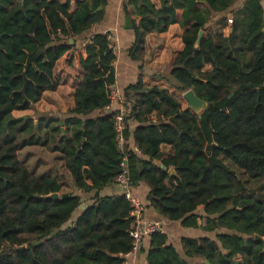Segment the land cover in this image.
<instances>
[{
	"label": "trees",
	"instance_id": "16d2710c",
	"mask_svg": "<svg viewBox=\"0 0 264 264\" xmlns=\"http://www.w3.org/2000/svg\"><path fill=\"white\" fill-rule=\"evenodd\" d=\"M160 1L157 9L150 0H124L134 36L129 57L142 63L150 34L176 24L185 28L184 50L169 74L158 77L180 93L193 90L209 107L199 115L190 106L182 109L167 89L146 88L142 71L125 90L121 149L115 113H105L117 83L109 34L87 41L74 80L57 74L61 60L75 58L69 39L100 24L109 0L78 2L74 12L69 0H0V264H124L132 250L130 204L124 195L102 192L116 184L125 158L131 184H147L149 207L160 217L186 228H198L203 218L210 233L225 231L216 240L184 239L187 257L208 264H237L238 257L242 264H264V204L242 196L244 183L223 162L229 160L250 179L264 178L261 0H246L238 11L233 8L239 0ZM228 13L233 24L225 36ZM61 86L75 93L58 148L76 189L69 194H61L57 179H40L20 161L18 152L27 143H15L14 125L21 120L13 118ZM162 146H170L173 157L165 158ZM171 168L176 176L169 175ZM52 194L60 199H44ZM83 196L91 204L74 221ZM199 208L203 215L196 214ZM150 240L148 264H187L167 245L165 234Z\"/></svg>",
	"mask_w": 264,
	"mask_h": 264
},
{
	"label": "crops",
	"instance_id": "0c3cea01",
	"mask_svg": "<svg viewBox=\"0 0 264 264\" xmlns=\"http://www.w3.org/2000/svg\"><path fill=\"white\" fill-rule=\"evenodd\" d=\"M68 0H60L62 4H65ZM71 2L72 12L77 9L78 2H84L86 0H69ZM92 3L93 0H87ZM157 9L161 8L160 0H150ZM246 0H239L238 3L234 6L233 11H238L244 5ZM123 3L124 0H109L108 5L105 7V15L103 21L93 26L92 28L84 31L82 34L75 36L74 38L69 39V44L75 46L76 53L75 58L61 60L57 67V72H59L60 65L64 68L68 75L71 74L72 68L77 71V75L80 72V61L79 55L82 53V49L86 45L87 41L99 33L105 34L109 33L111 36V43L114 49L117 60L115 62V68L117 73V83L116 87L119 89L120 93L123 96V104L116 106V112H127L125 104L128 103L125 97V90L137 83L139 74L143 71L142 80L146 88L159 87L167 89L173 96V92L178 91L175 89L172 83L167 80H163L159 75H164L173 68L174 61L176 57L184 50L185 46L183 43V36L186 32L185 28H182L180 25H172L166 33L163 34H150L146 38L145 42V57L143 62H133L128 54V51L131 49L134 43V36L131 30L125 29L126 18L123 12ZM263 9H264V0H261ZM103 9L100 8L99 11ZM232 13H228L227 18H231ZM220 18V15L217 16ZM215 21V20H214ZM214 21L210 23L209 31H212L214 26ZM231 26H228L225 30V36H228L231 33ZM72 61V65H69ZM143 68V70L141 69ZM63 69V70H64ZM210 67H207L205 71H209ZM75 79V78H74ZM72 80V79H71ZM180 93V92H179ZM50 94V112H58L59 110L63 114L62 121L59 119L50 117V121H46L44 118H32L30 113L34 108H37L45 98ZM74 90L70 87L61 86L54 92H47L44 94L41 102L38 104L32 105L31 108L23 112H14L13 118L16 120H21L22 125L32 128L36 136L38 137V143H54V138L56 135L61 133L62 139L65 136V121L69 118V111L73 110L75 107L74 102ZM176 97V95L174 96ZM182 105V109H187L184 107L181 100H178ZM106 113V111H105ZM134 127V126H133ZM64 129V132L62 131ZM63 132V135H62ZM70 134V130L67 132ZM43 136V138H42ZM68 138V136H67ZM60 140V142H61ZM60 146H56L53 149V155L57 156L61 165L58 168H53V174L50 177L55 178L62 184L61 194L76 193V189L73 186L70 173L66 170L64 164L63 154L58 150ZM129 148L134 150L135 145L130 142ZM162 153L165 155V158L173 157V150L170 146H162ZM61 168L63 169L61 171ZM51 171V169H50ZM58 171H61L58 173ZM51 173V174H52ZM57 177V178H56ZM66 179V180H65ZM65 181L67 182V187L65 186ZM125 188L120 185H113L109 188H106L102 192V196H121L124 195ZM133 194L139 197L144 204L146 205L145 219L147 221H159L164 225L165 235L168 238L167 245L173 246L179 255V257L187 262V264H208L203 260L192 259L186 256L183 248L184 239H204L209 238L212 240L217 239V234H223L225 231L218 230L216 232L210 233L206 230V220L199 219L198 228H186L183 227L181 222H170L162 217H160L152 208L149 207V194L150 188L145 183H137L133 186ZM90 198V197H89ZM91 204L88 198L83 196V206L79 212H77L73 218L75 221L81 212ZM198 215H203V208H199L196 212ZM151 248V240L147 238L142 243V248L140 254L134 258H128V264H148L147 255ZM239 258V257H238Z\"/></svg>",
	"mask_w": 264,
	"mask_h": 264
},
{
	"label": "rangeland",
	"instance_id": "374dc122",
	"mask_svg": "<svg viewBox=\"0 0 264 264\" xmlns=\"http://www.w3.org/2000/svg\"><path fill=\"white\" fill-rule=\"evenodd\" d=\"M62 68L60 65L59 72H57L58 76L62 79L68 78L74 80V78L77 76V71L72 68L73 71H71V74L68 75L66 70ZM165 76L168 75V73L164 74ZM173 85V84H172ZM69 87V86H65ZM70 88V87H69ZM176 95L177 100H181L184 107L188 108L189 104L184 99L183 93H177L173 92ZM174 95V96H175ZM50 94L45 98V100L37 106V108H34L31 113L30 117L38 119V118H44L46 121H50V117L52 119L57 118L59 121H62L63 114L59 110L58 112H50ZM25 127V128H24ZM14 128L18 131L16 134V144L19 146H22L24 143H27L25 147H21L18 156L20 161L26 165L29 169V171L38 178H48L53 174V170L55 168H58L59 165H61V162L58 160L59 158L57 156L53 155V149L56 146H60V140L62 139L61 133L56 135L54 138V143H34L38 141V137L34 133L33 129L28 127V125L24 126L22 125V121L18 122L14 125ZM64 132V129H62ZM63 135V133H62ZM43 138V136H42ZM32 143V144H31ZM34 143V144H33ZM224 164L232 171H234L238 177L242 180V182L245 185V192L242 194L244 197H250L255 200L261 201L264 204V178L261 179H250L244 172L243 169L237 167L232 162H230L227 159H223ZM54 168V169H53ZM51 169V171H50ZM63 169L61 168V171ZM61 171H58L60 173ZM52 173V174H51ZM57 178V177H56ZM66 180V179H65ZM65 186L67 187V182L65 181ZM242 264L243 259L237 258V264Z\"/></svg>",
	"mask_w": 264,
	"mask_h": 264
},
{
	"label": "built area",
	"instance_id": "2783aa9c",
	"mask_svg": "<svg viewBox=\"0 0 264 264\" xmlns=\"http://www.w3.org/2000/svg\"><path fill=\"white\" fill-rule=\"evenodd\" d=\"M233 24V19L228 18V25ZM109 34V33H105ZM109 38H111L109 34ZM111 40V39H110ZM123 104V96L119 89L115 86L111 87L110 104L105 108L106 113H115V128L117 132V142L121 149L125 147L124 131L126 129V118L127 112H116L115 108L118 105ZM134 152L140 154L139 149L135 146ZM122 173L116 178L115 183L125 188L124 196L130 204V218L132 225L130 228V238L132 240V250L127 254L124 259L125 263L128 264V258H136L142 248V243L145 239L150 238L156 234H165L164 225L159 221H147L145 219L146 205L137 196L133 194V185L131 184L129 171L127 168L126 158L122 164Z\"/></svg>",
	"mask_w": 264,
	"mask_h": 264
},
{
	"label": "water",
	"instance_id": "95a60500",
	"mask_svg": "<svg viewBox=\"0 0 264 264\" xmlns=\"http://www.w3.org/2000/svg\"><path fill=\"white\" fill-rule=\"evenodd\" d=\"M132 28V25H131V22L129 19H126L125 21V29L127 30H131ZM204 36V32L201 31L200 34H199V37H198V40H197V43H196V47L198 48L200 46V43H201V39L202 37ZM184 99L187 101V103L189 104L190 108L196 113V114H201V112L208 108L209 105L204 102L203 100L199 99L197 97V95L194 93L193 90H190L186 93H184ZM156 166H158L159 168L163 169V170H166V167L163 166V165H160L158 162H155L154 163ZM169 175L170 176H176V172H175V169L174 168H171L169 170ZM44 199H54V200H58L60 199V194H52V195H48L46 197H44ZM257 238H260V236H256ZM264 240V239H263ZM40 243H34V246H38ZM239 264V263H238Z\"/></svg>",
	"mask_w": 264,
	"mask_h": 264
}]
</instances>
